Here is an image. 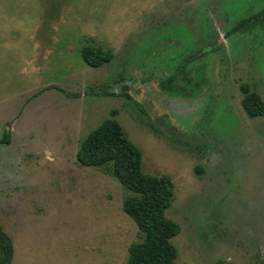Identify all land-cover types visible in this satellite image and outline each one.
<instances>
[{
	"label": "rangeland",
	"instance_id": "obj_1",
	"mask_svg": "<svg viewBox=\"0 0 264 264\" xmlns=\"http://www.w3.org/2000/svg\"><path fill=\"white\" fill-rule=\"evenodd\" d=\"M85 45L111 60L86 65ZM244 84L264 101V0H0L10 264H126L125 189L75 158L113 109L142 170L173 184L175 264H264V115Z\"/></svg>",
	"mask_w": 264,
	"mask_h": 264
},
{
	"label": "trees",
	"instance_id": "obj_2",
	"mask_svg": "<svg viewBox=\"0 0 264 264\" xmlns=\"http://www.w3.org/2000/svg\"><path fill=\"white\" fill-rule=\"evenodd\" d=\"M83 62L91 67L108 63V49L85 45L81 48ZM242 107L249 117L264 115L260 95L242 86ZM117 110L89 131L80 141L75 158L83 167H93L114 177L125 189L121 208L134 221L138 239L128 247L126 264H175L178 249L172 238L180 231L179 224L165 215L173 200L174 187L167 175H153L142 170V150L127 136L115 117ZM3 142H8L5 137ZM13 245L0 227V264H10ZM215 264H230L219 260Z\"/></svg>",
	"mask_w": 264,
	"mask_h": 264
}]
</instances>
